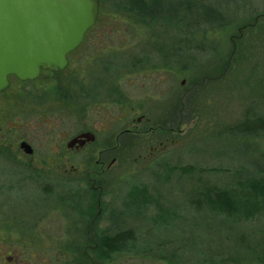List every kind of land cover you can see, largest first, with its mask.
Instances as JSON below:
<instances>
[{"label":"rangeland","instance_id":"1","mask_svg":"<svg viewBox=\"0 0 264 264\" xmlns=\"http://www.w3.org/2000/svg\"><path fill=\"white\" fill-rule=\"evenodd\" d=\"M179 1H167L170 11L160 9L161 16L180 15L178 24L168 26L162 17H133L125 0H101L98 21L69 55L64 74L43 73L26 84L13 79L0 93V264L7 258L6 264H264V204H255V212L247 202L240 215L228 217L213 205L200 208L199 193L206 186L232 189L242 203H255L249 188L237 182L264 177V131L240 136L234 130L247 117L264 118V0H190L198 6L195 19ZM239 3L245 10L229 27L192 31L233 18ZM207 7L210 23L201 20ZM116 64L120 77L107 83H120L125 105L90 103L81 94L82 81L92 85L103 71L111 77ZM53 85L70 90L74 102L62 99L65 92L46 98ZM101 88L103 98L111 87ZM121 107L127 119L171 116L174 146L112 149L106 162H116L109 169L97 163L101 149H59L79 126L75 116L92 127L116 119ZM158 134L144 147L158 144ZM23 140L33 154L19 148ZM87 178L118 185L111 194L104 190L103 200L119 212L121 231L132 232L130 250L107 255L97 246L99 233L70 231L78 218L60 196L85 188ZM136 183L150 192L142 195L143 205L149 200L157 208L141 211L129 199Z\"/></svg>","mask_w":264,"mask_h":264},{"label":"flooded vegetation","instance_id":"2","mask_svg":"<svg viewBox=\"0 0 264 264\" xmlns=\"http://www.w3.org/2000/svg\"><path fill=\"white\" fill-rule=\"evenodd\" d=\"M87 40V39H85ZM68 64H69V58H68ZM120 69V67L118 68ZM114 70V72H113ZM111 70V77H108V73L103 71L104 77L99 78L98 81L92 82V85L90 81L88 83L82 81L81 87H84V90L81 94H84V96L87 97V99H90L92 104H106V102H113L112 100L116 97L121 101L122 105H125L123 103V100H125L126 93L122 89L120 83L116 84H110L108 86L107 81H111L112 78H119L120 70L117 71V68L114 67V69ZM43 73H48L53 75V72L50 71H44ZM42 73V74H43ZM60 75L64 74V72L58 73ZM118 74V75H117ZM110 75V74H109ZM80 83L77 81L75 85ZM91 85V87H90ZM111 87L113 90L107 89L105 91V95L103 98L100 97L99 91L103 88L101 87ZM90 87V88H89ZM86 88V89H85ZM70 92H65L64 95L68 96L71 95ZM64 96V97H65ZM73 95H71L72 97ZM106 96V98H105ZM86 100V99H84ZM88 103V104H90ZM119 105V106H122ZM122 110L121 115H118L116 119H105L104 122H97L96 125L90 126L88 121L85 119L84 116L77 117L75 116V121L79 125L76 129V132L73 133V135L67 136L64 139V145L58 146L59 149H101L99 160H97V163L101 165L102 169H105V166L107 165V159H109L110 150L112 149H171L174 146V137L173 132L175 130V127L173 125L174 122H172L171 116L167 114L166 118L164 120H157L147 117L145 114L140 115L139 117H132L127 119L126 117V108ZM11 110V109H10ZM8 113V109L6 110ZM14 109L12 108L11 113ZM125 112V113H124ZM10 113V111H9ZM170 118V120H168ZM162 122V124L160 123ZM112 124L118 125V129L114 130L112 129ZM165 124V127H164ZM159 138L158 144H151L148 148L144 147V143L149 139V136L152 135V133H157ZM71 134V133H70ZM172 135V138L170 139V136ZM26 142V141H21ZM19 144V148L21 149ZM28 143V142H27ZM32 147V146H31ZM33 149V147H32ZM58 149V148H56ZM108 155V157H106ZM116 162V159L113 158L112 163ZM110 165H107L109 169ZM103 182L101 179L96 178H87L81 183L85 186V188H78L77 192L71 195L61 194L60 201H68V205L71 211H73V214L76 218H78V223L74 226V230H72V227H70V231L76 233V232H84V233H99L102 235H109V234H116V233H125L126 231L122 230L123 223H120L121 219L119 212H115L113 210H110L106 208V205L104 204L105 201L103 200L104 194L103 191L107 190L110 194L111 191H113L117 186L115 187H109L108 185L101 184ZM72 196V197H71ZM129 196V195H128ZM129 199H137L139 204V208H143L141 211H144L146 207L149 205L152 210L157 208L153 205V201H146V205L144 206L142 203V195L138 196H129ZM70 203V204H69ZM124 206L126 207L127 204L124 202ZM108 206V205H107ZM124 214V213H122ZM126 214V213H125ZM108 216L107 220H105V217ZM109 222V225L105 227L106 222ZM105 229H102L104 228ZM110 235V236H112ZM100 244V239H99ZM97 244V246L99 245ZM96 246V247H97ZM66 248L68 250H74L76 247H74L71 244H67ZM4 263H10L11 259L7 258L3 260ZM7 261V262H6ZM227 261H229L227 259ZM235 259L232 258L229 262H233ZM15 264V263H12ZM222 264V263H220ZM234 264V263H233Z\"/></svg>","mask_w":264,"mask_h":264},{"label":"water","instance_id":"3","mask_svg":"<svg viewBox=\"0 0 264 264\" xmlns=\"http://www.w3.org/2000/svg\"><path fill=\"white\" fill-rule=\"evenodd\" d=\"M98 16L99 0H0V92L12 75L25 81L63 70Z\"/></svg>","mask_w":264,"mask_h":264},{"label":"trees","instance_id":"4","mask_svg":"<svg viewBox=\"0 0 264 264\" xmlns=\"http://www.w3.org/2000/svg\"><path fill=\"white\" fill-rule=\"evenodd\" d=\"M167 1L168 0H125V4L128 5L126 7L130 8L129 10L133 17H137V18L141 17L143 19L149 20L150 22H156L158 21L160 17H162V21L165 23V25L169 26L171 25V23L178 24V22L177 23H174V22L177 20H180V15H178L177 17H173L172 15H169V14L168 15L166 14V16H161L160 9L162 10L167 9V11H170V5L168 4ZM180 1H179L180 8H182L183 11L184 9H187L186 12L190 14L188 18L195 19V17H193L192 15V12L198 6H193L194 4H192L190 0H180ZM100 3H101V0H100ZM243 7L244 5L242 3L240 5L239 3V6L236 7L237 12L233 16V18L230 17V19L226 21H222V23L217 24L215 26L209 25V26H205L203 29L196 28L192 31L208 32V31H214L218 29L227 28L230 25L234 24V22L238 21V18H239L238 16H240L241 13L245 10L243 9ZM202 10H203V13L204 12L205 13L203 14L204 16H202L201 20L203 19V22L210 23L212 19L208 15L209 8L207 7L206 10L204 9ZM216 15L217 13H215L213 17H215ZM185 32H188V31L185 30ZM117 66L118 64L114 65V67L116 68ZM117 71H119V69H117ZM59 75L60 74L58 73L53 74L54 77H58ZM13 79L14 81L20 84L30 83V81L22 82L19 79H17L15 76L11 77L12 82H14ZM72 80L80 81V79H77V77H73ZM111 90L113 89L111 88ZM66 91H70V90H67L65 87L58 88L56 85H53V87H51L49 90H45V92L47 93L46 98L52 96V94H55L58 96L59 92L63 94ZM73 98H75V96L71 97V95H68V96L63 97L62 99L66 101V103H72L74 102L72 100ZM39 100H42V99H39ZM113 102L118 103L119 105H122L121 101L118 98L116 99V101H113ZM234 130H237L240 136H248L251 134L260 133L261 131H264V118L257 117L255 119H251L247 117L246 121L244 123H241V125H237L236 129ZM256 176L259 178L254 179L251 177V179L247 178V180H244L241 183L240 181L237 182L239 186L241 185L242 187L249 188V191L254 194L255 203L250 202L249 199H246L247 201L242 203L241 196L235 195L231 191L232 189L223 190V191L218 192L212 188H207L206 186L207 190L206 188H204L203 190L199 192L200 194L203 195V198H200V201L202 202L200 205V208H202L203 206L210 207L211 205H213L215 207H218L222 215L224 216L229 215L228 217L236 218V216L240 215V214H237L236 212L241 211L242 208L245 206V203L248 202L249 209L254 208L255 210L253 211L260 212L256 208L255 204L257 203L264 204V177H262L260 174H257ZM146 189H148L147 185H143L142 183H136V184L131 185L128 192L130 196L146 195L150 193ZM44 193L52 194L53 192L51 190L45 189ZM132 201H135L136 203L138 202L137 199H132ZM250 203L254 204V206L251 205ZM131 233L132 232L116 233V234H113L112 236L102 235L99 237L100 238L99 249H101V252H104V254H107V255H112L113 253L123 251L126 249L130 250L129 249L130 247L128 246L131 242H133L132 240H134L133 236H131Z\"/></svg>","mask_w":264,"mask_h":264}]
</instances>
